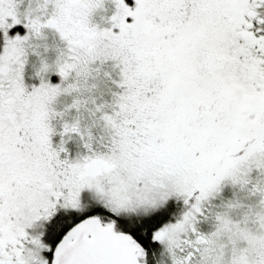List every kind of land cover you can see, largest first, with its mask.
<instances>
[{"label":"snow or ice","instance_id":"obj_1","mask_svg":"<svg viewBox=\"0 0 264 264\" xmlns=\"http://www.w3.org/2000/svg\"><path fill=\"white\" fill-rule=\"evenodd\" d=\"M0 264H264V0H0Z\"/></svg>","mask_w":264,"mask_h":264}]
</instances>
